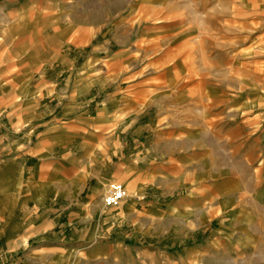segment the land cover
<instances>
[{"label": "crops", "instance_id": "0c3cea01", "mask_svg": "<svg viewBox=\"0 0 264 264\" xmlns=\"http://www.w3.org/2000/svg\"><path fill=\"white\" fill-rule=\"evenodd\" d=\"M161 1L115 15L101 43L90 30L0 28V264L257 258L264 191L242 185L241 163L257 161L259 125L219 111L195 70L231 64L225 49L226 63L210 61L205 45L204 31L220 41L225 27L203 22L195 44L193 10L172 16ZM8 3L16 22L63 16L62 0H5L0 11ZM33 39L47 53L34 55ZM112 181L128 192L118 206L102 201Z\"/></svg>", "mask_w": 264, "mask_h": 264}, {"label": "rangeland", "instance_id": "374dc122", "mask_svg": "<svg viewBox=\"0 0 264 264\" xmlns=\"http://www.w3.org/2000/svg\"><path fill=\"white\" fill-rule=\"evenodd\" d=\"M4 2L5 0H0ZM11 1V0H9ZM63 16L61 18H51L50 16L32 15L30 19L27 16L17 21L13 19L15 11L14 4L8 3L4 10L0 11V28L25 27L32 32L41 31L38 35L55 32L56 28L64 27V30H75L77 33L87 34L88 30L96 32L97 37L92 43L102 42V34L113 27L118 21L115 15L121 11L127 13L141 10V0H62ZM162 0L160 6L163 11H169L172 16H177V12L191 11L195 13L193 22L194 43H201L202 35L196 33L198 28L210 26L215 29L224 26V35H220V41L217 30L204 31V37L208 39L209 51L215 60V63H226L223 59V51L227 52V58L237 64L209 65L208 67H196L200 70L201 76L204 75L207 82L202 88L206 93L218 98L217 105L219 111L227 109V112H238L237 121L253 122L256 121L258 127L257 141V161L251 164L250 170L247 169L246 162L242 161V174L248 176L242 177V185H249L264 191V0ZM110 16L112 19H110ZM141 16V15H139ZM134 21V20H133ZM141 22V19L136 20ZM112 25V26H110ZM75 32V33H76ZM207 32L210 34L207 35ZM225 40H222V38ZM204 38V39H205ZM33 39L34 55L47 53L45 49L39 47L42 41ZM86 41V40H85ZM100 42V43H101ZM84 43V42H82ZM81 43V44H82ZM205 43V41H204ZM223 44L225 47L223 48ZM95 45V44H93ZM45 47V45H43ZM71 50L64 48L63 54L69 58ZM90 52V47L86 46L82 50L85 56ZM223 52V53H222ZM75 53V52H74ZM220 54L219 57L216 56ZM236 60H235V59ZM229 63V61H228ZM215 103V104H216ZM214 104V105H215ZM224 112H226L224 110ZM224 118H226L224 116ZM233 119V117L231 118ZM228 117L223 122H228ZM248 149L253 151V143L248 145ZM250 150V151H251ZM255 168V169H254ZM253 169L257 172L254 178ZM255 182V183H254ZM259 205L257 214L258 224H264V193L259 196ZM260 203H262L260 205ZM257 258L251 259V264H264V233H261L256 245ZM253 250V249H252ZM251 250V251H252ZM2 250L0 253L4 257ZM6 262V260H4ZM239 264H241V260ZM248 261V258L244 262Z\"/></svg>", "mask_w": 264, "mask_h": 264}, {"label": "built area", "instance_id": "2783aa9c", "mask_svg": "<svg viewBox=\"0 0 264 264\" xmlns=\"http://www.w3.org/2000/svg\"><path fill=\"white\" fill-rule=\"evenodd\" d=\"M128 195L125 186L116 181L108 183L102 201L106 206H118Z\"/></svg>", "mask_w": 264, "mask_h": 264}]
</instances>
